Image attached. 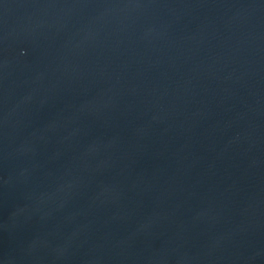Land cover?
<instances>
[{"label":"water","instance_id":"1","mask_svg":"<svg viewBox=\"0 0 264 264\" xmlns=\"http://www.w3.org/2000/svg\"><path fill=\"white\" fill-rule=\"evenodd\" d=\"M0 264H264V0H0Z\"/></svg>","mask_w":264,"mask_h":264}]
</instances>
